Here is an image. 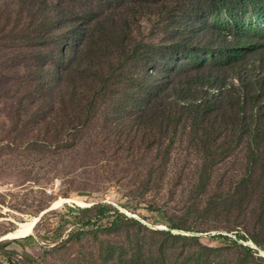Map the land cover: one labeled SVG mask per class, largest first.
Masks as SVG:
<instances>
[{
	"label": "rangeland",
	"instance_id": "rangeland-1",
	"mask_svg": "<svg viewBox=\"0 0 264 264\" xmlns=\"http://www.w3.org/2000/svg\"><path fill=\"white\" fill-rule=\"evenodd\" d=\"M233 1L0 0V264H264V149L252 166L156 98L176 39L190 64L223 36L264 47V0ZM54 6L64 33L35 25ZM76 45L97 75L59 76Z\"/></svg>",
	"mask_w": 264,
	"mask_h": 264
},
{
	"label": "trees",
	"instance_id": "trees-1",
	"mask_svg": "<svg viewBox=\"0 0 264 264\" xmlns=\"http://www.w3.org/2000/svg\"><path fill=\"white\" fill-rule=\"evenodd\" d=\"M205 1L210 8L218 7L224 10H232L235 4L233 0ZM246 1L240 0V2ZM238 5L241 6V3L236 4ZM60 11L62 9L54 6L50 12L51 17L39 18L35 25L42 26L50 22L53 34L56 27L59 32L64 33L65 27L58 26L56 21L60 17ZM249 11L247 7L244 9L245 13ZM255 11L264 14V5ZM63 21L67 28L72 26L70 33L73 34V38L83 34L84 30L74 22L68 24L66 19ZM115 37L118 38L114 43L118 44L122 37L119 33L115 34ZM192 37L193 34L186 39L191 41ZM243 39L232 36L219 38L216 47L210 45L203 47L204 53L211 55L212 60L208 61L204 58L194 64L181 60L186 50L183 47L187 46V43L183 37L181 40L176 39L170 51L168 50L170 54L175 53L177 58V69H173V76L176 79L165 91L159 88L156 98L164 101L169 110L187 114L197 127L210 124L222 130L223 136L218 141L226 152L230 150L229 144L232 140L240 142L246 139L251 152L252 166H257L263 157L264 149V47L260 49L256 44L248 47L235 45L244 42ZM258 44L264 46L263 43ZM75 47L77 56L72 58L73 64L67 67L64 73L56 74L62 78L72 75L80 77L97 75L98 73L90 65H83L77 61L78 54L82 53L84 46ZM163 72L169 74V71ZM183 77L186 79L183 80ZM181 96H187V101L182 102ZM158 104L164 103H158L157 100ZM260 198L264 199V196ZM26 239L31 240L32 237Z\"/></svg>",
	"mask_w": 264,
	"mask_h": 264
},
{
	"label": "bare ground",
	"instance_id": "bare-ground-1",
	"mask_svg": "<svg viewBox=\"0 0 264 264\" xmlns=\"http://www.w3.org/2000/svg\"><path fill=\"white\" fill-rule=\"evenodd\" d=\"M64 202H70L69 200H65ZM78 204H84L83 202H77ZM38 219H32L31 222L29 221V223L26 224H22L19 226V228L12 234L8 235V237H15V238H22V237H26L30 234H32L34 228H35V224L38 223L37 222Z\"/></svg>",
	"mask_w": 264,
	"mask_h": 264
},
{
	"label": "water",
	"instance_id": "water-1",
	"mask_svg": "<svg viewBox=\"0 0 264 264\" xmlns=\"http://www.w3.org/2000/svg\"><path fill=\"white\" fill-rule=\"evenodd\" d=\"M36 225V224H35ZM23 238H26V237H23Z\"/></svg>",
	"mask_w": 264,
	"mask_h": 264
}]
</instances>
